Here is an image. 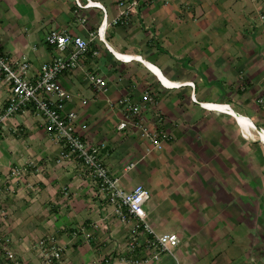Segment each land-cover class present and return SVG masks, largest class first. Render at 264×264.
Segmentation results:
<instances>
[{
  "label": "crops",
  "instance_id": "crops-1",
  "mask_svg": "<svg viewBox=\"0 0 264 264\" xmlns=\"http://www.w3.org/2000/svg\"><path fill=\"white\" fill-rule=\"evenodd\" d=\"M89 1L96 4L0 0V50L14 60L27 57L35 77L56 54L45 41L49 31L91 38L82 63L103 77L106 90H96L80 69L59 77L71 96L64 109L78 114V135L105 143L101 157L122 189L149 190L145 220L156 233L178 235L170 251L182 264H264V142L257 134L264 130V99L258 101L264 98V0H155L117 24H111L114 0ZM103 20L100 39L95 33ZM146 92L153 102L141 120L174 136L150 153L138 129L116 127L117 100L142 103ZM8 95L0 80V112ZM199 103L228 104L254 126L247 133L233 114ZM187 134L196 144L190 158ZM61 151L31 110L18 111L0 129V234L20 264L41 263L40 238L62 245L57 264H129L150 251L138 220L121 221L80 161H57ZM128 163L134 166L125 170ZM0 264L15 263L0 250ZM152 264L174 259L161 253Z\"/></svg>",
  "mask_w": 264,
  "mask_h": 264
},
{
  "label": "built area",
  "instance_id": "built-area-1",
  "mask_svg": "<svg viewBox=\"0 0 264 264\" xmlns=\"http://www.w3.org/2000/svg\"><path fill=\"white\" fill-rule=\"evenodd\" d=\"M155 0H114L118 12L111 20V24L126 23L134 15L138 8L146 2ZM91 3L89 0L84 4ZM99 6V4H97ZM80 6V4H79ZM264 21V17H262ZM107 23L102 21L95 35L101 39V27L105 30ZM91 38H84L79 35H71L67 32L51 30L45 35V41L52 45L56 54L40 64L35 77L30 76V62L27 57L19 60L9 58L0 50V80L6 82L9 87V95L4 109L0 112V129L4 127L7 119L18 111H33L44 120L46 129L60 144L62 151L57 161L62 159L75 158L80 161L92 176L99 181V184L107 192V198L113 205L116 216L125 221L127 215L138 220L143 229L149 234L145 241V247L150 249L142 257L132 256L127 262L129 264H152L161 253L172 254L174 264H182L176 254L170 251L172 246L179 243L178 235L171 233H156L146 222L145 203L150 197L149 190L142 184H136L129 191L119 186L118 178L109 174L102 157L101 148L103 141L91 143L78 135V114L74 110H65L67 101H71L70 93L60 84L59 77L68 71L80 69L84 71L85 79L98 91L106 90V83L99 74L85 70L82 58L89 49ZM96 55V51H92ZM139 58V57H138ZM191 84L192 82H188ZM263 97L258 98L260 103ZM153 102V98L146 92L143 102L133 104L127 98H120L116 105L121 106V118L117 123V130H124L129 127L138 129V132L145 140V151L162 149L166 143L173 139L170 130L148 128L140 118L143 108ZM200 105H209L199 103ZM211 104V103H210ZM221 104V103H220ZM225 112L230 110L228 104H221ZM209 108V107H208ZM229 113V112H228ZM133 163L125 165V170H130ZM15 171H18L16 169ZM127 212H124V209ZM4 210L0 207V219ZM138 224L134 226L136 228ZM136 244V237L131 236L128 240L129 249L133 250ZM0 250L15 264H20L16 259L15 252L9 246V238L0 234ZM63 247L55 241H47L45 238L38 240V251L42 259L40 264H57L62 256ZM109 260L106 259L105 262Z\"/></svg>",
  "mask_w": 264,
  "mask_h": 264
},
{
  "label": "bare ground",
  "instance_id": "bare-ground-1",
  "mask_svg": "<svg viewBox=\"0 0 264 264\" xmlns=\"http://www.w3.org/2000/svg\"><path fill=\"white\" fill-rule=\"evenodd\" d=\"M116 55L119 57V58H122L124 60H127L129 59L130 57L127 56V55H122V54H118L116 53ZM149 65V64H148ZM150 68H152L157 74L158 76L161 78L162 82L168 86H173V83L169 82L168 80H166L159 72L156 68H154L153 66L149 65ZM209 106L210 108H215L216 110H224L225 107L221 104H209L207 105ZM230 114H233L236 119L238 120L239 124L245 128V130L247 131V133H250L249 131V128H253V124L250 120H248L247 118H245L244 116L240 115V114H237L235 113L234 111H232L231 109L228 111ZM258 134V138L261 139V141L264 142V130L262 129H259V133Z\"/></svg>",
  "mask_w": 264,
  "mask_h": 264
},
{
  "label": "rangeland",
  "instance_id": "rangeland-1",
  "mask_svg": "<svg viewBox=\"0 0 264 264\" xmlns=\"http://www.w3.org/2000/svg\"><path fill=\"white\" fill-rule=\"evenodd\" d=\"M220 124H221V122H220ZM190 133H194V129L192 128V129H190V130H188ZM214 134H215V136H212V138H214L215 139V137H217L218 136V131H216V132H214ZM191 135L192 134H190V136L187 134L186 135V137H189V140H190V144H188L187 146H185L184 148L186 149L184 152L186 153V155H187V157H189L190 158V156H192L193 157V154L195 153V148H196V144H194V140L193 141H191ZM207 137H210V134H208L207 135ZM219 146H221V145H219ZM222 148H220V149H224L226 152H227V149H226V147L225 146H221ZM184 150V149H183ZM221 151V150H220ZM223 153H224V151H223ZM225 154V153H224ZM193 159V158H192ZM222 163L223 162H221L220 164L222 165ZM188 164H189V167H191V165H193V163H191L190 161L188 162Z\"/></svg>",
  "mask_w": 264,
  "mask_h": 264
},
{
  "label": "water",
  "instance_id": "water-1",
  "mask_svg": "<svg viewBox=\"0 0 264 264\" xmlns=\"http://www.w3.org/2000/svg\"><path fill=\"white\" fill-rule=\"evenodd\" d=\"M258 132H259V129H258Z\"/></svg>",
  "mask_w": 264,
  "mask_h": 264
}]
</instances>
